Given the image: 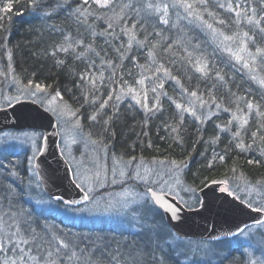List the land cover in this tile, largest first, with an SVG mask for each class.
Wrapping results in <instances>:
<instances>
[{
  "label": "trees",
  "instance_id": "obj_1",
  "mask_svg": "<svg viewBox=\"0 0 264 264\" xmlns=\"http://www.w3.org/2000/svg\"><path fill=\"white\" fill-rule=\"evenodd\" d=\"M261 28L264 0H112L108 7L0 0V51L2 58L9 53L20 85L61 98L112 156L183 167L196 192L213 181L264 185ZM202 65L204 73L197 71ZM143 82L158 103L150 114L118 99ZM186 100L217 112L207 120L190 116ZM241 117L248 118L242 125ZM31 217L22 225L28 242L6 264L27 257L46 264H182L170 251L158 257L142 232Z\"/></svg>",
  "mask_w": 264,
  "mask_h": 264
},
{
  "label": "rangeland",
  "instance_id": "obj_2",
  "mask_svg": "<svg viewBox=\"0 0 264 264\" xmlns=\"http://www.w3.org/2000/svg\"><path fill=\"white\" fill-rule=\"evenodd\" d=\"M4 52L5 57L2 58L3 50L0 51V108L20 99H32L53 114L59 129V150L72 169L74 181L82 187L89 199L78 207L49 200L30 177L24 183L28 192L24 198L27 204L33 206L18 205L16 201H12L15 197L12 194L15 191L11 190L7 180L2 181L0 177V264H6L5 259L10 257V253L20 249L24 241H27L22 225L26 224L25 220L32 218L33 207L43 216L54 214L68 223L107 228L115 232L127 231L134 234L142 232V243L146 245L148 241L153 244L157 253L159 252V255L156 253L158 257L168 255L170 251L182 264H218L231 255L233 261L229 264H264V221L249 225L230 240L201 241L177 238L169 231L164 219H161V211L154 205L148 190L169 194L187 207L195 206L197 201L199 203V196L184 181L183 167L112 156L103 144L96 143L82 131L80 118L61 98L43 93L40 87L20 85L11 69L9 53L6 50ZM149 93L146 83L140 84L137 88L127 90L126 94L119 95V103L135 106L150 114L157 109L158 103L154 98L150 99ZM189 101H184L187 111L184 113L190 116L195 115L197 118L207 120L217 112L207 103L195 101L194 106ZM247 119L241 117L238 123L242 125ZM40 140L42 134L38 131L1 133L0 158L9 159L18 153L26 160L24 164L28 161L31 164L40 150ZM21 164L19 163L20 166ZM9 167H13L10 176L15 179L13 173L19 167L17 163ZM29 168L33 172L30 165ZM224 182L227 186L222 187V190L252 206L253 209L264 208V185L229 180ZM42 225L45 228L50 226L48 223ZM30 231L34 229L31 228ZM157 233L160 234L159 238ZM54 242L55 245L58 244L57 241ZM149 246L147 251L156 252L151 245ZM132 255L129 256L130 260L133 259ZM33 259L27 257V261L21 264L47 262L39 263ZM19 261L21 260L16 261L17 264H20ZM142 263L150 264L144 261Z\"/></svg>",
  "mask_w": 264,
  "mask_h": 264
},
{
  "label": "water",
  "instance_id": "obj_3",
  "mask_svg": "<svg viewBox=\"0 0 264 264\" xmlns=\"http://www.w3.org/2000/svg\"><path fill=\"white\" fill-rule=\"evenodd\" d=\"M39 130L44 134L35 170L43 191L50 197L79 205L87 195L73 181L69 164L59 150V134L54 116L34 100L16 101L0 108V132ZM226 183L213 181L198 191L200 205L186 209L165 193L150 191L164 214L166 224L181 239L221 241L238 235L246 226L263 222L264 212L256 211L236 197L222 191Z\"/></svg>",
  "mask_w": 264,
  "mask_h": 264
},
{
  "label": "flooded vegetation",
  "instance_id": "obj_4",
  "mask_svg": "<svg viewBox=\"0 0 264 264\" xmlns=\"http://www.w3.org/2000/svg\"><path fill=\"white\" fill-rule=\"evenodd\" d=\"M42 138H43V134H42ZM41 147H42V141H41ZM41 147H40V150H41ZM38 152H40V151L38 150ZM35 158L31 162V164H30L29 161L26 162V164H24L26 160L23 159L20 156V154H18V153L15 154V155H13V156H10L9 159H7V158H0V177L2 178V181H3V179L4 180H7V184L10 185L11 190L15 191L14 194H12L13 196H15V197H13V200L12 201H16L18 203V205L25 206V204H26V205H29V206L30 205L33 206V204H30V203L27 204L26 199L24 198L25 197V193L28 194V192L26 191V185L24 183L30 177H32V180L34 181V184L36 186H38L39 189L42 191L41 185H40V183L38 181L37 173H35L36 171L34 169ZM18 162L19 163H22L21 166L19 165ZM15 163H17V165L19 167V169H15L16 171H15V173H13L14 176L16 177L15 178L16 180L15 179H12V177L10 176L11 175L10 174L11 173L10 171L12 170L13 167L12 168L9 167V166H14ZM29 165L31 166L33 172L29 170L30 169L29 168ZM3 168L6 171H4ZM5 177H7V179ZM23 185H24V187H23ZM7 190H8V192H11V190H9V189H7ZM21 190H23V192H21ZM44 196L47 197L49 200H53V201H56V202H59V203L66 204L68 202L67 200H64V199L61 201V200H56V199L49 198L45 194H44ZM14 210H16V209H14ZM31 210L35 211L36 209L33 207ZM22 221H24V220H22Z\"/></svg>",
  "mask_w": 264,
  "mask_h": 264
},
{
  "label": "snow or ice",
  "instance_id": "obj_5",
  "mask_svg": "<svg viewBox=\"0 0 264 264\" xmlns=\"http://www.w3.org/2000/svg\"><path fill=\"white\" fill-rule=\"evenodd\" d=\"M88 2H89V0H84V3H85V4H87ZM93 2L96 3V4H98V5H100L101 7H108V6L110 5V0H93ZM183 6L186 7V8H192V7H193L192 4L187 3V2H185V4H184ZM149 7H151V5H149ZM221 7H223V5H221ZM78 10H79V9H78ZM249 22H250V23L252 22L251 19L249 20ZM164 23H167V21H164ZM221 23H223V21H221ZM256 23H257V25H259V21H256ZM208 27L211 28L212 25H208ZM260 31H261L262 33H264V28H261ZM244 35L247 36L248 34L245 33ZM249 39H251V37H249ZM63 50L66 51L67 49H63ZM257 51L259 52L260 49H257ZM206 68H207V65H202V66H199V67L197 68V71H199V72H201V73H204L205 70H206ZM253 79H256V77H253ZM141 83H142V82H141ZM259 83H260L262 86H264V80H260ZM36 87L39 88L40 86L37 85ZM161 87H162V85H161ZM192 95L195 96L196 93L193 92ZM138 102H139V101H138ZM177 107L179 108L180 105H177ZM248 107L251 108L252 105L249 104ZM194 114H195V113H193V115H194ZM93 119H95V117H93ZM86 198H87V197H86ZM256 211H264V208H258V209H256ZM156 235H157V237L159 238V235H160V234L157 233ZM24 242L27 243L28 241L25 240ZM64 247H67V246L64 245Z\"/></svg>",
  "mask_w": 264,
  "mask_h": 264
}]
</instances>
